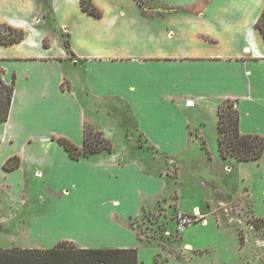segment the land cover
Returning <instances> with one entry per match:
<instances>
[{"label":"crops","instance_id":"0c3cea01","mask_svg":"<svg viewBox=\"0 0 264 264\" xmlns=\"http://www.w3.org/2000/svg\"><path fill=\"white\" fill-rule=\"evenodd\" d=\"M57 2L52 41L36 0H0V24L24 31L21 40L0 43L2 78L14 83L8 118L0 123V187L9 193L11 220L17 219L12 206L30 201L26 190L34 180L46 206L23 211L22 219H30L25 232L0 247L68 241L78 248H135L139 264L141 237L130 223L114 220L128 222L162 200L167 172L152 154L173 160L168 145L200 144L202 126L208 116L217 126L226 99L234 100L240 132L264 136V38L255 27L264 0H92L99 17L84 12L80 0ZM190 107L209 113L193 114L191 123L178 111ZM171 113L183 127L177 135L175 122L164 120L175 129L170 144L145 136V119L154 130L161 114ZM129 122L138 146L149 143L146 162L123 146L114 150L113 133L121 136ZM84 124L112 149L72 158L55 138L81 146ZM13 156L18 165L4 168Z\"/></svg>","mask_w":264,"mask_h":264},{"label":"rangeland","instance_id":"374dc122","mask_svg":"<svg viewBox=\"0 0 264 264\" xmlns=\"http://www.w3.org/2000/svg\"><path fill=\"white\" fill-rule=\"evenodd\" d=\"M36 3L49 20V24L43 27L49 34L47 39L55 41L58 35L50 24L52 17L53 21L57 17L56 11L60 3L57 0H36ZM59 12H62L61 8ZM169 16L166 14L164 17ZM1 31L4 34L5 30ZM234 107V101L228 107L223 105V108L232 111ZM205 108H178V111L193 123V114L196 113L197 117L200 112L209 113ZM162 115L156 129L150 128L145 123L146 119L142 122V128H145V136L148 134L153 139L152 142L170 144L166 139L171 138L175 129H170L168 124H164V120L169 122L171 119L175 122L173 128L177 132L183 126L175 114L171 113L166 118ZM208 117L207 124L202 126L205 138L200 140L201 145H168L167 153L175 154L173 160L165 157L163 153L152 154L159 157L162 170L167 172L159 204L152 210H144L140 216L128 222L114 220L120 227H128L130 223L141 237L138 244L139 264H264V153L259 161H236L229 156L228 148L227 158H220L217 152V127L212 117ZM131 124L129 122L124 124L127 126L122 125L124 127L121 128V136L117 131L113 133L114 150L118 151L119 146H123L146 162L151 148L147 147L148 142L145 146H138L142 142L135 134H131ZM191 132L198 133L193 129ZM124 133L128 134L127 137ZM179 133L180 131L177 135ZM41 185V182L34 180L30 185L32 188L26 190L30 201L27 205H22L24 208H20V205L12 206L13 209L16 207V220H11L8 215L10 210L7 208L6 197L9 193L0 187V216L5 215L0 218L1 246L9 245L17 235L25 232L30 219H22L23 211L34 214L38 210L46 209L42 201L36 198L45 195ZM15 191L17 190H13ZM149 199L150 202H155ZM179 213L193 216L191 223L181 232L177 230L175 223ZM27 216L32 217L30 214Z\"/></svg>","mask_w":264,"mask_h":264},{"label":"trees","instance_id":"16d2710c","mask_svg":"<svg viewBox=\"0 0 264 264\" xmlns=\"http://www.w3.org/2000/svg\"><path fill=\"white\" fill-rule=\"evenodd\" d=\"M81 9L87 14L99 17L101 11L92 0H80ZM255 27L264 38V7L255 21ZM1 30L4 34H2ZM24 31L0 24V43L11 44L22 39ZM67 45V43L65 42ZM14 90L13 81L7 83L2 78L0 68V123L8 118L9 107ZM226 99L217 109V150L220 158L226 159V149L236 161H259L264 152V136L257 133H242L239 130V113L223 108L232 103ZM235 104V103H234ZM68 154L78 159L81 156L112 149L111 141L101 132L84 124L82 145H75L65 137L55 138ZM18 165L16 156L4 163V168L12 169ZM0 264H137L135 248H78L72 242L60 241L51 248L0 247Z\"/></svg>","mask_w":264,"mask_h":264},{"label":"built area","instance_id":"2783aa9c","mask_svg":"<svg viewBox=\"0 0 264 264\" xmlns=\"http://www.w3.org/2000/svg\"><path fill=\"white\" fill-rule=\"evenodd\" d=\"M194 215H197V214L195 213ZM192 219H193L192 215L189 216L187 214H181V213L177 214L176 222H175L177 230L180 232L183 231L185 226L191 223Z\"/></svg>","mask_w":264,"mask_h":264},{"label":"bare ground","instance_id":"6f19581e","mask_svg":"<svg viewBox=\"0 0 264 264\" xmlns=\"http://www.w3.org/2000/svg\"><path fill=\"white\" fill-rule=\"evenodd\" d=\"M190 105V104H189ZM194 211L196 212L197 211V209H194Z\"/></svg>","mask_w":264,"mask_h":264}]
</instances>
